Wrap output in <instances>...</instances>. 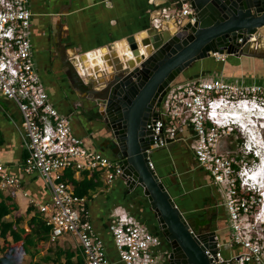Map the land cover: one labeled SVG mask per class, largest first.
Here are the masks:
<instances>
[{
  "label": "built area",
  "instance_id": "2783aa9c",
  "mask_svg": "<svg viewBox=\"0 0 264 264\" xmlns=\"http://www.w3.org/2000/svg\"><path fill=\"white\" fill-rule=\"evenodd\" d=\"M161 14L153 21L180 18L192 24L196 11L188 0H163ZM33 13L27 0H0V94L14 101L22 113V128L29 156L24 163L27 174L39 173L53 194L51 204L39 207L46 215L52 241L75 237L85 264H110L106 241L96 231L86 197L74 195L65 178L68 169L98 171L107 185L123 175L118 161L88 148L83 138L72 130V118L61 113L50 101L36 69L31 42ZM242 41V40H240ZM219 61L229 55L213 54ZM264 85L238 86L223 79L194 81L173 85L158 109L159 117L148 124L158 148L179 142L190 133L196 139L195 157L200 167L211 173L214 182L228 186L226 207L231 236L229 256L219 239L217 253L207 255L213 264H264V189L256 191L249 178L262 165L264 157L257 149V136L250 135L236 149L222 147L233 133L235 110L250 106L264 113ZM227 103L225 111H218ZM255 106V108H254ZM238 126L245 132L242 121ZM254 153L256 167L246 157ZM22 181L0 165V189L20 188ZM257 193V194H256ZM138 214V212H137ZM136 215L131 205L126 214H114L110 230L122 264H167L171 248L152 232L146 221ZM234 251H238L234 253Z\"/></svg>",
  "mask_w": 264,
  "mask_h": 264
},
{
  "label": "crops",
  "instance_id": "0c3cea01",
  "mask_svg": "<svg viewBox=\"0 0 264 264\" xmlns=\"http://www.w3.org/2000/svg\"><path fill=\"white\" fill-rule=\"evenodd\" d=\"M27 5L33 13L32 54L51 103L61 113L72 118L73 132L84 139L88 148L116 161L111 151L114 147V135L101 114L102 109L99 105L82 99L73 89L65 73L63 55L73 58L102 50L111 54L113 50L110 48L116 44L151 29L154 19L161 14L164 1L27 0ZM257 38L262 41L260 46L264 52V28ZM103 63L93 67L95 72L96 69L99 70L95 73L99 83L111 77V67L104 70L100 68ZM181 78L182 82L179 84L223 79L238 86L264 85V58L229 55L223 62L212 55L198 61ZM229 137L223 141L222 147L236 149L238 142L235 143ZM195 146L196 139L188 133L184 140L174 142L170 148L159 150L156 153L158 159L155 160L156 155L153 157L155 166L191 225L196 229L211 225L218 232L219 239L223 234L229 240L230 220L226 207L229 187L216 184L211 173L199 166ZM28 156L22 113L14 101L0 94V165L22 181L20 188L0 190L18 204L20 213L24 215L20 227L30 233L36 217L38 222H45L48 226L46 215L39 207L51 204L53 194L41 174H27L24 171ZM72 170L76 181L84 180L87 170ZM101 177L104 185L90 191L86 197L87 206L96 231L107 243L109 263L122 264L110 230L113 215L126 214L130 206L134 205L137 217L142 221L146 219L147 225L149 223L155 226L156 220L149 212L147 214L150 209L147 200L143 196H136L135 191H130L124 179L119 177L107 185L102 175ZM135 198L142 200L141 207ZM6 221H14L13 215L8 216ZM43 229L38 227L39 233L36 230L33 237L35 243H39L36 244L39 251L33 250V254L24 256L16 255L17 264H67L70 257L72 264H85L82 248L75 237L64 236L57 241H52L50 237L48 241H40ZM9 240L13 241L12 236ZM3 245L4 239L0 237V247Z\"/></svg>",
  "mask_w": 264,
  "mask_h": 264
},
{
  "label": "water",
  "instance_id": "95a60500",
  "mask_svg": "<svg viewBox=\"0 0 264 264\" xmlns=\"http://www.w3.org/2000/svg\"><path fill=\"white\" fill-rule=\"evenodd\" d=\"M197 21L173 18L141 35L126 39L131 51L149 47V54L126 64L115 52L105 53L111 77L85 79L77 65L86 54L73 58L63 55L65 73L73 89L100 106L107 126L114 135L111 149L122 167V179L130 191H142L150 205L171 255L167 264H213L207 255L217 253L219 235L211 225L196 229L173 197L158 173L153 157L158 148L148 124L159 117L169 89L189 69L213 54L263 57L262 41L257 38L264 28V0H188ZM173 2L166 3L171 7ZM242 40V41H240ZM174 142L170 141V148Z\"/></svg>",
  "mask_w": 264,
  "mask_h": 264
},
{
  "label": "trees",
  "instance_id": "16d2710c",
  "mask_svg": "<svg viewBox=\"0 0 264 264\" xmlns=\"http://www.w3.org/2000/svg\"><path fill=\"white\" fill-rule=\"evenodd\" d=\"M179 84V83H176ZM175 85V84H174ZM65 178L69 180V188L71 192L78 197H88L90 191L96 190L104 185L101 177V173L98 171H86L85 178L83 181L78 182L74 179V171L72 169H68L65 173ZM136 196H141L142 191L138 190L134 193ZM137 199V204L140 206L142 204V200L140 198ZM146 199V198H145ZM147 200V199H146ZM148 202V200H147ZM147 206L150 207L149 202ZM141 207V206H140ZM150 215H152L150 209L147 211ZM146 214V217H147ZM10 215H13L14 221L7 222L6 218ZM144 219V217H143ZM24 220V215H22L19 211L18 204L14 201V199L10 196L6 197L3 192L0 190V237L4 239V245L0 247V253L3 254L0 256V264H17V257L24 256L28 254H33V250L35 252L39 251L35 241L33 240L34 234L37 233L38 227L44 228L42 231V237L40 241H48L50 239V227L46 226V223L38 222L37 217L33 219L34 228L33 231L28 233L26 230L20 227L21 221ZM146 219H144L145 221ZM37 228H36V226ZM148 226L152 232L161 236L164 239L166 247L170 248L169 243L163 237L160 229L157 225L151 226L148 223ZM39 233V230H38ZM12 236L13 241L9 240V237ZM114 244V241H113ZM115 247V244H114ZM36 248V250L34 249ZM116 249V247H115ZM35 254V253H34ZM67 264L71 263V257L68 259Z\"/></svg>",
  "mask_w": 264,
  "mask_h": 264
},
{
  "label": "bare ground",
  "instance_id": "6f19581e",
  "mask_svg": "<svg viewBox=\"0 0 264 264\" xmlns=\"http://www.w3.org/2000/svg\"><path fill=\"white\" fill-rule=\"evenodd\" d=\"M139 39H142L143 41L146 40V33H143L141 36L138 37ZM149 47L146 45H142L140 46L138 51H131L129 46L127 45L126 42L120 43V44H116V53L122 58V60L128 64L131 60L136 59L138 56H142V55H148L149 54ZM107 51L102 50V51H98L96 53H90V54H86V57L84 59L81 58V62L79 64V71L80 73H82L83 77L86 78L89 76V73H91V75H95L96 72H98L99 70L96 69L93 70V67L98 65H102L101 62H104L102 70L104 69H110V67L107 65V61L105 60V53ZM113 53V51H112ZM83 68V70H82ZM93 75V76H94ZM249 108L250 106L238 109L233 111V118H236V121H242L245 129H249V131H252V126L248 127V122H247V115L245 113L249 112ZM220 107H218V111H220ZM260 112V111H259ZM260 119H264V115L262 116H258ZM246 120V121H245ZM257 121V119H256ZM239 122H237L239 124ZM253 122V121H252ZM260 144V142H259ZM261 145V144H260ZM250 184H255L257 185V187H264V162H262V165H260L258 168L255 169V174H253L250 178H249Z\"/></svg>",
  "mask_w": 264,
  "mask_h": 264
},
{
  "label": "rangeland",
  "instance_id": "374dc122",
  "mask_svg": "<svg viewBox=\"0 0 264 264\" xmlns=\"http://www.w3.org/2000/svg\"><path fill=\"white\" fill-rule=\"evenodd\" d=\"M186 73V72H185ZM183 76V75H182ZM181 76V77H182ZM179 77L177 79V82L176 83H181L182 81V78ZM181 81V82H180ZM175 83V85H176ZM264 100V99H263ZM262 99H258L259 103L261 104V102H263ZM228 108V105L227 103L221 108L222 111H225L226 109ZM255 108V106H254ZM259 109H256V110H252L251 108H249V112L248 113H245L247 115V122H248V127H251L252 126V131L251 133L254 135V136H257V140L260 142V144L256 145L257 146V149L261 152L262 151V155L264 157V119H260L258 116H262L264 115V113L262 111H260ZM257 119V121H256ZM245 120V121H246ZM236 121V120H234ZM253 121V122H252ZM236 128H234L233 130V133L230 135V139L231 140H234L235 143L237 142H241L242 144H245L246 143V138L248 135H250L248 133L249 129H247L245 132H242L241 128L238 126V124H235ZM250 132V131H249ZM158 159V156L156 155L155 156V160ZM245 161H248L250 166H254L256 167L259 163V159H257L254 155V153H252L251 156L249 157H246V159H244ZM251 187H256V191H260V189H264V187H257V185L255 184H250ZM257 194V193H256ZM231 232V231H230ZM220 240H221V243L223 244L224 246V251H225V254L227 256H229V245H228V239L226 237V235L223 236V234L220 236ZM238 251H234V253H237Z\"/></svg>",
  "mask_w": 264,
  "mask_h": 264
},
{
  "label": "flooded vegetation",
  "instance_id": "af4514ba",
  "mask_svg": "<svg viewBox=\"0 0 264 264\" xmlns=\"http://www.w3.org/2000/svg\"><path fill=\"white\" fill-rule=\"evenodd\" d=\"M165 99H166V97L164 98L163 103L165 102ZM163 103H162V104H163ZM158 109H159V108H158ZM158 109H157V110H158ZM229 230H230V227H229ZM230 231H231V230H230Z\"/></svg>",
  "mask_w": 264,
  "mask_h": 264
}]
</instances>
